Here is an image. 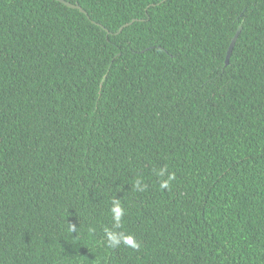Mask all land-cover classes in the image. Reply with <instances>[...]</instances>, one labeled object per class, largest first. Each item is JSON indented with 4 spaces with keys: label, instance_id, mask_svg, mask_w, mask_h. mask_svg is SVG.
Listing matches in <instances>:
<instances>
[{
    "label": "trees",
    "instance_id": "1",
    "mask_svg": "<svg viewBox=\"0 0 264 264\" xmlns=\"http://www.w3.org/2000/svg\"><path fill=\"white\" fill-rule=\"evenodd\" d=\"M66 1L0 0V264H264V0Z\"/></svg>",
    "mask_w": 264,
    "mask_h": 264
},
{
    "label": "clouds",
    "instance_id": "2",
    "mask_svg": "<svg viewBox=\"0 0 264 264\" xmlns=\"http://www.w3.org/2000/svg\"><path fill=\"white\" fill-rule=\"evenodd\" d=\"M166 174L167 178L165 179L164 177ZM157 175L161 177L160 187L162 189L168 188L171 181L175 179L174 173H168L166 168H161ZM136 188L140 191H143V187L141 186V182L139 180H137L136 182ZM110 213L115 223L113 229H104V235L106 237L107 246L109 248H113L123 243L126 246L138 248L139 244L136 242L135 238L132 235H125L123 232H116L114 230V228L120 227L122 217L125 215L124 208L121 206L119 200L112 201ZM72 230H75L74 226Z\"/></svg>",
    "mask_w": 264,
    "mask_h": 264
},
{
    "label": "water",
    "instance_id": "3",
    "mask_svg": "<svg viewBox=\"0 0 264 264\" xmlns=\"http://www.w3.org/2000/svg\"><path fill=\"white\" fill-rule=\"evenodd\" d=\"M57 1H60L61 3L65 4L66 6H68L69 8L80 10L81 12H83V13H85V14L87 13V12H86V11L80 6L79 3H75V4H73V3L68 2V1H66V0H57ZM136 21H137V20H133L132 22L127 23L126 25H124V26L119 30L118 34H119V33H120L125 27L130 26L131 24H133V23L136 22ZM241 32H242V26L239 27L237 33L235 34V36H234V38L232 39V42H231V44H230V46H229L228 53H227V58H226V65H229V63H230V59H231L232 53H233V51H234L235 45H236V43H237V40H238V38H239ZM108 33L110 34L109 31H108ZM103 82H104V81H103ZM102 85H103V83H102Z\"/></svg>",
    "mask_w": 264,
    "mask_h": 264
}]
</instances>
